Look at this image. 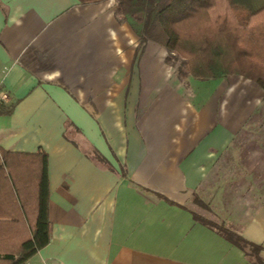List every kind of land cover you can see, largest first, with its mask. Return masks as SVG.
I'll use <instances>...</instances> for the list:
<instances>
[{"label": "crops", "instance_id": "0c3cea01", "mask_svg": "<svg viewBox=\"0 0 264 264\" xmlns=\"http://www.w3.org/2000/svg\"><path fill=\"white\" fill-rule=\"evenodd\" d=\"M165 56L156 42L140 47L113 0H0V157L47 156L49 242L30 262L254 264L212 221L264 261V180L228 188L219 167L264 90L237 75L180 78ZM11 173L35 194L36 165Z\"/></svg>", "mask_w": 264, "mask_h": 264}, {"label": "trees", "instance_id": "16d2710c", "mask_svg": "<svg viewBox=\"0 0 264 264\" xmlns=\"http://www.w3.org/2000/svg\"><path fill=\"white\" fill-rule=\"evenodd\" d=\"M115 2L116 12L129 23L140 47L147 41L162 45L165 61L177 64L179 76L208 80L237 75L264 90V0ZM25 156L32 155L1 152L0 172L7 171L12 190L9 207L0 210V264H23L49 242L47 156L44 152L36 159L35 155L33 159ZM87 156L103 161L93 150ZM30 164L37 167L35 194L31 189L22 190L11 173L14 167L29 168ZM206 224L241 249L252 263L264 264L259 245L222 224Z\"/></svg>", "mask_w": 264, "mask_h": 264}, {"label": "rangeland", "instance_id": "374dc122", "mask_svg": "<svg viewBox=\"0 0 264 264\" xmlns=\"http://www.w3.org/2000/svg\"><path fill=\"white\" fill-rule=\"evenodd\" d=\"M96 1V0H90ZM114 4L116 7L115 0ZM167 63V62H166ZM168 64V63H167ZM170 65V64H168ZM177 65V64H175ZM170 65L174 68L175 73L178 77L183 78V76H179L177 73V66ZM235 149L231 151V154L228 156L226 161L221 162L220 166H224L227 171V180L226 182L232 180L233 186L228 188L236 189L238 181L242 179L249 178V181L254 178V182L258 184L260 181L264 180V172L258 174L256 177L254 176H246L241 175V172H236L239 168L243 169H254L256 171H264V100L261 101V104L255 114H253L247 123V125L237 134V139L235 140ZM237 147V148H236ZM236 153V154H234ZM217 167V168H219ZM238 173L236 175V173ZM235 174V175H234ZM248 180V179H247ZM233 192V190H232ZM241 192V191H239ZM234 194V193H232ZM246 194V192L244 193ZM251 194V193H249ZM206 199V198H205ZM192 208L199 214L205 215L206 217L211 216L206 209L198 207L192 203ZM212 218V217H211ZM213 219V218H212Z\"/></svg>", "mask_w": 264, "mask_h": 264}, {"label": "built area", "instance_id": "2783aa9c", "mask_svg": "<svg viewBox=\"0 0 264 264\" xmlns=\"http://www.w3.org/2000/svg\"><path fill=\"white\" fill-rule=\"evenodd\" d=\"M9 101V94L5 91L0 89V110L2 107ZM23 264H34L30 262L29 260L24 262Z\"/></svg>", "mask_w": 264, "mask_h": 264}]
</instances>
